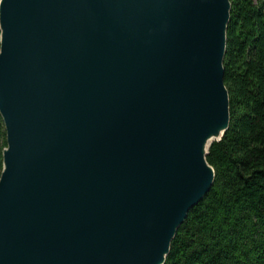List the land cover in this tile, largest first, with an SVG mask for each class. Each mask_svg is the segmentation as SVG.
<instances>
[{"label": "water", "instance_id": "95a60500", "mask_svg": "<svg viewBox=\"0 0 264 264\" xmlns=\"http://www.w3.org/2000/svg\"><path fill=\"white\" fill-rule=\"evenodd\" d=\"M230 0H0V264H163L229 124Z\"/></svg>", "mask_w": 264, "mask_h": 264}, {"label": "trees", "instance_id": "16d2710c", "mask_svg": "<svg viewBox=\"0 0 264 264\" xmlns=\"http://www.w3.org/2000/svg\"><path fill=\"white\" fill-rule=\"evenodd\" d=\"M223 59L229 124L206 160L214 180L163 264H264V0H230ZM6 130L0 115V173Z\"/></svg>", "mask_w": 264, "mask_h": 264}]
</instances>
